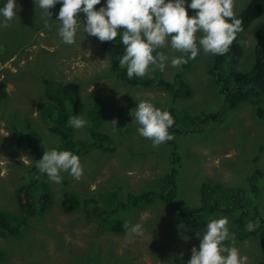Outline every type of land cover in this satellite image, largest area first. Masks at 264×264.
<instances>
[{"label": "rangeland", "instance_id": "obj_1", "mask_svg": "<svg viewBox=\"0 0 264 264\" xmlns=\"http://www.w3.org/2000/svg\"><path fill=\"white\" fill-rule=\"evenodd\" d=\"M249 1L234 0L235 15ZM17 5V17L8 22V27L0 28V78L8 81L7 98L0 100V212H10L17 217L26 215L17 206L15 192L21 184L20 178L39 160L24 140H18L16 130L24 135L34 131L40 138L42 151L61 146L60 139L49 133L42 120L44 111L40 106L47 102L44 79L80 85V96L86 107L93 98L103 102L95 100V107H106L104 119L98 122L96 129L112 139L115 153L102 154L92 149L83 154L80 157L83 174L79 179L64 172L61 183L56 184L46 177L52 198L50 208L41 216L29 218L26 229H20L21 235L0 239L5 255L0 264H90L95 261L96 264H186L198 240L197 234L204 230L192 232L183 228L174 211L172 214V209H166L158 199L131 208L132 196L159 194L168 188L176 193L175 201L193 208L200 206L199 191L204 183L217 184L223 189L233 187L237 193H243L247 188L245 177L255 168L264 171L261 147L264 121L257 118L253 107L242 104L228 112L221 124L196 125L195 134L172 135L180 164L175 185L168 187L163 176L169 171L171 148L167 144L153 147L151 140L141 137L130 111L141 100H148L161 109H175L181 122L179 128L186 133L192 118L183 110L191 114L216 112L221 108L223 97L208 74L213 55L200 53L187 62L185 69H181L184 65L174 69L167 64L163 70L155 69L168 81L181 71L190 87V98L180 97L173 102L172 95L162 90L144 91L121 84L109 69V57L102 50V42L95 37L84 34L83 39L78 34L73 45L60 43L57 24L51 21L56 18L55 7L49 10L52 16L45 27L46 17L33 0H17ZM257 27L264 28V15L241 34L239 43L244 48V57L231 67L224 64L228 71L246 73L252 69ZM158 50L169 58L180 55L167 47ZM155 70H149L141 78L152 77ZM79 116L85 119V114ZM113 120L116 129H113ZM86 126L87 132L93 127V119L89 116L84 127L73 129L74 141L88 140ZM256 157L258 163L254 164ZM36 189L45 190L44 187ZM65 191L78 198L92 194L91 199L104 193L117 194V200L126 205L119 210L125 211L109 215L115 206L111 200L109 205L94 206L91 202L85 209L86 214L80 210L72 215L65 214L60 206ZM255 200L264 214V191ZM219 217L228 219L230 229L234 216L215 214L213 219ZM115 218L124 223L140 224L142 235L128 237L125 227L124 235L107 231L116 225L111 222ZM248 238L235 247L247 257L246 264H264L258 239Z\"/></svg>", "mask_w": 264, "mask_h": 264}, {"label": "trees", "instance_id": "obj_2", "mask_svg": "<svg viewBox=\"0 0 264 264\" xmlns=\"http://www.w3.org/2000/svg\"><path fill=\"white\" fill-rule=\"evenodd\" d=\"M60 5H56V13ZM99 7V5L94 6ZM195 10H188V14H194ZM264 15V0H250L249 3L243 7L238 18L241 20V31L236 34V38L232 42L229 50L224 55L214 56L211 59V67L209 70V79L212 82L214 88H217V92L222 95L223 102H221L220 109L216 112H192L188 113L183 110L185 114H188L192 120L190 121V130L186 133L181 132L179 126L181 122L177 118V111L175 109H168L169 113L174 118V124L169 129L172 135L180 134H195L196 125H208V123H220L223 121L224 116L236 109L238 106L250 105L255 110L257 118L260 121H264V28H256V44L253 50L254 64L252 69L246 73H236L233 70L228 71L224 68V64L231 67V65L237 64L244 57V48L239 43L240 36L245 32L252 22L260 19ZM119 35L113 41L102 42V50L109 57L110 71L115 75L119 82L132 89L141 90H162L167 94L172 95V100L175 102L180 97L190 98L192 91L190 87L185 83L181 71L175 73L170 81L165 79L164 74L161 71H154V75L149 78H127L125 69L121 68L118 64L123 47L119 43ZM160 51V50H158ZM229 59V60H228ZM219 60V61H218ZM187 64V63H186ZM186 64L181 69L186 68ZM190 65V64H189ZM190 66L187 67L189 69ZM223 70V72L221 71ZM1 75V73H0ZM43 81V80H42ZM52 83V84H51ZM8 81L0 78V100L7 98L6 86ZM44 94L47 98V102L41 105V109L44 111L42 114V120L47 126L49 133L57 136L61 141L59 150H70L79 158L87 153L89 150H97L102 154H114L115 148L112 139L105 133L99 132L96 129L98 122L104 119L106 113V107H95V100L92 101L86 107L80 96V85L75 83L59 84L56 82L44 79ZM100 101V100H99ZM101 102V101H100ZM103 103V102H101ZM85 114V120L88 116L93 119V127L88 129L86 126V132L88 134L87 141L77 140L74 141L73 128L68 125V119L72 115ZM128 118V113L125 114ZM16 130V127L13 126ZM33 134H20L16 130V136L19 141H25L32 151L34 156L39 159L42 156L43 151L40 138L34 131ZM31 132V133H32ZM32 136V137H31ZM163 144H167L170 148L171 161L169 171L164 177L165 183L168 187L175 185V179L178 175V169L180 164V157L177 154V147L174 140L166 141ZM13 145H15L13 143ZM264 150V143L261 146ZM33 157V156H32ZM254 164L258 163V158H254ZM38 174L39 176H34ZM41 174L36 164L26 171L25 175L20 178L21 184L17 187L15 192V199L19 210L26 214L24 217L15 216L13 213L0 212V239L16 238L21 235L20 229L24 227L26 229L29 218L38 217L48 211L51 206L52 198L49 195L47 176L44 175V179H41ZM40 178L41 180H37ZM247 188L243 193H237L235 188H229L224 190L220 185L214 184L213 186L204 183L200 188V206L190 208L177 200L176 193L172 189H165L161 193L150 192L144 193L141 196H132L131 208L143 206L144 201L154 203L160 200L165 204L166 209H172L171 213L178 217V223L182 227L192 232H200L205 228L206 223L214 214L217 215H233V223L229 229L230 232L236 233V244L249 240L248 237H254L258 239L261 252L264 258V214L259 207L256 206V200L264 191V171L255 168L251 175L245 177ZM65 185L66 182H63ZM44 187L45 190L41 191L40 188ZM212 187V188H210ZM211 189V190H210ZM160 192V191H159ZM250 195V196H249ZM92 194L82 198L69 193L67 191L62 194L61 210L65 214L76 213L77 211L85 212V209L93 202L94 206L98 204L114 202V207L110 209L109 215L123 213L119 210L121 206H126L123 201H118L117 194L104 193L103 196L91 199ZM251 197V198H250ZM158 199V200H157ZM86 214V212H85ZM111 222H116V225L111 226V230H107L111 233L118 235H124L125 223L121 222L118 218H115ZM100 227V226H99ZM103 229L102 227H100ZM104 230V229H103ZM198 245V240L195 246ZM82 256V255H81ZM85 256V255H84ZM82 256V257H84ZM3 252L0 248V263L4 259ZM96 262V261H95ZM91 262L90 264H96ZM65 264H70L65 262Z\"/></svg>", "mask_w": 264, "mask_h": 264}, {"label": "clouds", "instance_id": "obj_3", "mask_svg": "<svg viewBox=\"0 0 264 264\" xmlns=\"http://www.w3.org/2000/svg\"><path fill=\"white\" fill-rule=\"evenodd\" d=\"M50 20V9L60 5L55 21L59 42L73 45L77 35L113 42L119 35L123 47L118 64L129 79L141 78L149 70H163L165 65L178 69L198 54L224 55L241 31V20L234 13V0H33ZM99 5V7H94ZM17 0L0 2V28L8 27L17 17ZM188 10H195L189 15ZM82 39V40H83ZM81 40V41H82ZM170 48L180 55L171 58L158 49ZM186 54V55H185ZM138 125V134L151 140L153 147L173 139L169 129L174 118L167 109L155 107L148 100L136 103L130 111ZM68 125L80 129L87 121L72 115ZM116 129V121H112ZM36 167L48 180L60 184L61 173L74 179L83 174L78 155L70 150L51 148L43 151ZM228 219H209L198 245L190 250L186 264H246L247 257L235 247L236 233L230 232ZM126 236H140V224L125 222ZM225 241L228 243L226 244Z\"/></svg>", "mask_w": 264, "mask_h": 264}, {"label": "bare ground", "instance_id": "obj_4", "mask_svg": "<svg viewBox=\"0 0 264 264\" xmlns=\"http://www.w3.org/2000/svg\"><path fill=\"white\" fill-rule=\"evenodd\" d=\"M240 14V13H239ZM239 14L238 15H236V17L238 18V16H239ZM256 35V34H255ZM101 47H102V43H101ZM8 93V92H7ZM229 188H233V187H225V189L224 190H226V189H229ZM215 215V214H214ZM224 216H226V215H224ZM229 216H234V214L233 215H229ZM211 219H213V217H211ZM231 228V227H230ZM3 261V260H2Z\"/></svg>", "mask_w": 264, "mask_h": 264}]
</instances>
